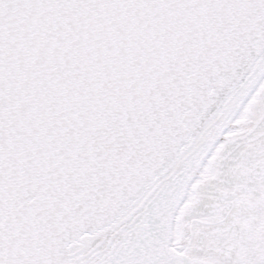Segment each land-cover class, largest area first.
Listing matches in <instances>:
<instances>
[{
	"label": "snow or ice",
	"instance_id": "snow-or-ice-1",
	"mask_svg": "<svg viewBox=\"0 0 264 264\" xmlns=\"http://www.w3.org/2000/svg\"><path fill=\"white\" fill-rule=\"evenodd\" d=\"M0 264H264V0H0Z\"/></svg>",
	"mask_w": 264,
	"mask_h": 264
}]
</instances>
